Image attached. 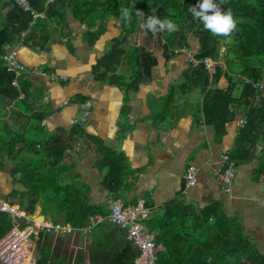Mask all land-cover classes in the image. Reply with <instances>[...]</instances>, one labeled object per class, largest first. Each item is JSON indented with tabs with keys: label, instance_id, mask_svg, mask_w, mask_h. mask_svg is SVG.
<instances>
[{
	"label": "trees",
	"instance_id": "1",
	"mask_svg": "<svg viewBox=\"0 0 264 264\" xmlns=\"http://www.w3.org/2000/svg\"><path fill=\"white\" fill-rule=\"evenodd\" d=\"M28 1L32 10L41 15L34 24L31 12L23 11L14 0H5L0 10V159L6 156L14 162L12 176L22 188L9 202L30 214L41 204L42 213L50 216L54 224L79 231L90 229L86 234L89 252L80 250L69 259L66 252L57 256L52 246L54 233L41 234L35 247L36 264H137L141 255L140 249L126 238V230L109 220V210L90 205L76 183H63L64 175L72 169L63 164L69 145L59 136H47V113L33 111L30 83L22 75L19 88L12 85L15 75L7 71L2 59L8 47H15L22 38L24 45L32 42L47 49L52 27H69L67 14L88 27L85 35L92 44L106 33L109 21L115 20L121 33L110 41L92 74L95 80L118 86L125 93L136 92L141 84L150 81L152 69L158 64L149 44L129 45L134 42L131 39L135 32L142 29L145 38L156 41L166 61L182 50L190 51L189 38L193 37L198 43L193 53L197 64L189 62L182 72V83L170 88L166 110L173 105L175 94L199 90L203 94L202 116L218 139L225 134L227 124L243 111L245 123L228 156L236 167L256 159L255 178H264V0H211L222 13L230 11L234 21L227 34L216 35L188 11L197 0ZM122 9L129 12L127 20L121 15ZM149 15L171 21L175 30L165 27L153 34L142 27ZM126 58L134 68L129 78L118 74ZM206 60L214 63L212 71L206 68ZM42 71L51 72L47 67ZM223 80L227 84L221 87ZM82 99L83 103L87 101ZM260 143L263 147L257 153ZM102 164L108 168L104 184L117 193L127 180L123 158L104 156ZM145 205L152 208L149 202ZM96 216L103 219L93 224L91 219ZM142 223L154 235L159 248L155 264H264V254L245 234L241 220L229 217L220 203L196 208L169 201ZM13 226L12 218L0 213V240Z\"/></svg>",
	"mask_w": 264,
	"mask_h": 264
},
{
	"label": "crops",
	"instance_id": "2",
	"mask_svg": "<svg viewBox=\"0 0 264 264\" xmlns=\"http://www.w3.org/2000/svg\"><path fill=\"white\" fill-rule=\"evenodd\" d=\"M4 1L0 0V10ZM66 19L68 28L52 27L47 49L30 42L19 51L20 61L28 68L47 67L49 73L68 78L63 81L34 72L24 74L31 85L33 111L47 113V136H59L69 145L63 164L72 169L64 175L63 183H76L90 205L109 211L113 201L126 206L149 202L156 213L173 200L196 208L220 203L229 217L241 220L245 234L264 254V178H255L258 161L236 167L230 192L215 176L222 155L229 154L235 146L245 121L243 111L227 124L225 134L218 139L202 116L203 94L199 90L175 94L173 105L166 110L170 88L182 83V72L189 62L197 64L194 57L188 56L189 50L166 61L161 49L149 45L158 64L152 69L150 81L141 84L136 92L125 93L118 86L95 80L92 68L110 41L120 35V29L115 20H110L106 33L92 44L85 35L86 25L71 14ZM189 42L193 56L198 43L194 45L190 38ZM10 48L13 47L7 50ZM124 61L125 72L131 74L130 60ZM207 69L212 71L213 66ZM82 98L87 101L83 103ZM88 102L90 114L83 122ZM262 147V143L256 146L257 153ZM114 155L123 158L127 178L117 193L104 184L108 168L102 164L104 156ZM0 163V203H10L12 195L22 188L12 176L14 162L4 156ZM189 166L196 169L197 183L192 187L186 185ZM32 216L41 223H53L50 216L42 213L41 204ZM54 235L52 246L58 257L65 252L68 259L80 250L89 252V237L80 231ZM57 237H61L59 241Z\"/></svg>",
	"mask_w": 264,
	"mask_h": 264
},
{
	"label": "built area",
	"instance_id": "3",
	"mask_svg": "<svg viewBox=\"0 0 264 264\" xmlns=\"http://www.w3.org/2000/svg\"><path fill=\"white\" fill-rule=\"evenodd\" d=\"M19 8L25 12H31L33 15L32 24L41 16L32 10L28 0H14ZM25 33L22 34V37ZM24 46L23 38L13 48L7 50L2 59L8 72L14 73L15 77L12 85L19 88V77L27 72L39 73L42 76L50 77L51 79H60L67 81L68 78L56 76L55 74L42 70H34L28 68L19 59V51ZM185 50H183L184 52ZM188 56L192 59L191 52ZM185 51V53H187ZM207 68H212L214 63L211 60H206ZM21 97L23 95L21 94ZM91 103L85 105V116L83 122H87L89 116V108ZM11 110V107L8 108ZM245 123V121H243ZM1 133V132H0ZM216 178L220 181L222 188L226 192H230L232 181L236 176V165L230 161L228 154H223L220 163L215 171ZM187 187H192L197 183L196 169L189 166L185 174ZM153 209L146 207L143 204L136 206H126L120 201H113L110 206L109 220L118 227L126 230V238L136 245L141 255L137 259V264H155L157 259L158 247L154 241V235L149 233L142 223L143 220L149 217ZM0 213L8 214L14 223L13 228L0 240V259L5 264H36L35 247L40 235L46 233H54L56 235L73 234L79 230L72 228L69 225H59L53 223H41L33 219L32 214L21 210L19 206L8 202L0 203ZM102 217L96 216L91 219L93 224L102 221ZM84 234L90 232V229L80 231Z\"/></svg>",
	"mask_w": 264,
	"mask_h": 264
},
{
	"label": "clouds",
	"instance_id": "4",
	"mask_svg": "<svg viewBox=\"0 0 264 264\" xmlns=\"http://www.w3.org/2000/svg\"><path fill=\"white\" fill-rule=\"evenodd\" d=\"M188 11L194 18H199L203 23V27L210 30L214 35L227 34L234 27L231 12L225 11L222 13L211 0H197V4L191 5ZM121 15L127 20L129 15L128 10L122 9ZM142 27L150 30L153 34L165 27L169 31L175 30V25L171 21L159 20L155 15H149L142 24Z\"/></svg>",
	"mask_w": 264,
	"mask_h": 264
},
{
	"label": "rangeland",
	"instance_id": "5",
	"mask_svg": "<svg viewBox=\"0 0 264 264\" xmlns=\"http://www.w3.org/2000/svg\"><path fill=\"white\" fill-rule=\"evenodd\" d=\"M119 33H121V31L119 30ZM145 36H146V33L142 30V29H140V30H138L137 32H135V34L133 35V37H132V39H131V41H134V42H130V44L129 45H133V44H144V45H157L158 46V43L156 42V41H153V40H148L147 38H145ZM190 41H191V43H193L194 45H195V39L193 38V37H191L190 36ZM131 45V46H132ZM108 47H109V45H108ZM222 51H224V50H222ZM126 61L128 62V58H126ZM126 62V63H127ZM124 65L122 66V68H121V70H122V72H120L121 74H123L125 77H127V78H129L130 77V75H132V73H134V68L132 69V73L131 74H128L127 72H125V61H124V63H123ZM131 66V64L129 65V67ZM226 81L225 80H223V81H221L220 82V85L219 86H226ZM89 248V247H88ZM73 254V253H72Z\"/></svg>",
	"mask_w": 264,
	"mask_h": 264
},
{
	"label": "water",
	"instance_id": "6",
	"mask_svg": "<svg viewBox=\"0 0 264 264\" xmlns=\"http://www.w3.org/2000/svg\"><path fill=\"white\" fill-rule=\"evenodd\" d=\"M221 59H223V58L221 57ZM0 264H5V263L0 259Z\"/></svg>",
	"mask_w": 264,
	"mask_h": 264
}]
</instances>
